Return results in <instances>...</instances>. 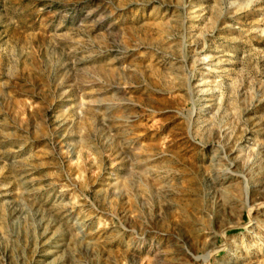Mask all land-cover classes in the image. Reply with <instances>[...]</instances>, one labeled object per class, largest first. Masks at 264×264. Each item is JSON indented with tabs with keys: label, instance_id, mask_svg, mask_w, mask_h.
<instances>
[{
	"label": "rangeland",
	"instance_id": "obj_1",
	"mask_svg": "<svg viewBox=\"0 0 264 264\" xmlns=\"http://www.w3.org/2000/svg\"><path fill=\"white\" fill-rule=\"evenodd\" d=\"M0 264H264V0H0Z\"/></svg>",
	"mask_w": 264,
	"mask_h": 264
},
{
	"label": "bare ground",
	"instance_id": "obj_2",
	"mask_svg": "<svg viewBox=\"0 0 264 264\" xmlns=\"http://www.w3.org/2000/svg\"><path fill=\"white\" fill-rule=\"evenodd\" d=\"M222 191H218V192H216V194H219V193H221Z\"/></svg>",
	"mask_w": 264,
	"mask_h": 264
}]
</instances>
